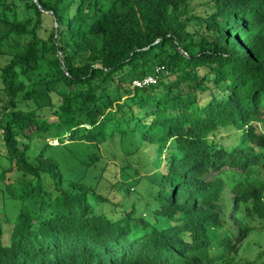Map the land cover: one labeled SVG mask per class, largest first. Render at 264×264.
<instances>
[{
	"label": "trees",
	"instance_id": "1",
	"mask_svg": "<svg viewBox=\"0 0 264 264\" xmlns=\"http://www.w3.org/2000/svg\"><path fill=\"white\" fill-rule=\"evenodd\" d=\"M19 1L36 20L14 12L0 36L28 34L0 65V183L19 207L0 220V264H237L251 221L264 227V0H204L202 15L190 0ZM155 65V84L131 87ZM42 66L47 90L62 87L46 113L20 105ZM112 136L166 148L142 197L152 216L68 178L45 150Z\"/></svg>",
	"mask_w": 264,
	"mask_h": 264
},
{
	"label": "rangeland",
	"instance_id": "2",
	"mask_svg": "<svg viewBox=\"0 0 264 264\" xmlns=\"http://www.w3.org/2000/svg\"><path fill=\"white\" fill-rule=\"evenodd\" d=\"M203 2L204 0H190L188 6L193 7L192 10L195 14L202 15L206 9ZM14 12L19 20L30 17L31 24H34L36 20L32 11L24 10L23 2L0 0V36L10 28V22L14 19ZM49 14V12L44 11L42 16V26L47 28L55 25ZM196 29H198L197 22H190L188 30L193 32ZM40 36L46 41L45 46H48L47 32L43 28L40 29ZM27 39V33L21 36L9 33L6 39L0 38V65L11 53L23 47ZM47 55L48 58L52 57L49 50ZM46 69V66H42L40 73L34 77L35 87L38 90L35 98L20 103L21 106L34 107L37 111L46 113L49 101L55 97L56 89H62L61 85L49 82L50 94L48 93L46 85L39 81L45 75ZM0 96L3 97L1 92ZM49 118L52 119V117ZM64 140L67 142V137H64ZM50 142L58 143L55 139L50 140ZM166 145L167 142L164 147ZM97 147L89 145L88 148H82L77 142H68L48 147L45 150L47 154L57 157L68 178L86 182L104 195L109 203L121 204L125 208L130 206L133 200L140 199L138 200L139 212L152 216L151 212H148L143 206L147 199L142 197H148L152 193L153 187L147 179L149 176L152 177L160 168L166 148L163 147L164 149L159 154H155L151 148L147 147L136 150L128 139L122 142L117 136H112L106 142L97 144ZM95 155L99 157L97 158ZM95 157L96 159H94ZM85 160H88L89 163ZM262 175L264 176V170H262ZM2 187L3 185L0 183V220L3 221L5 215L11 220L19 207L12 204ZM251 224L254 229L240 246L235 259L237 264H243L248 259H257L258 257L264 262V227L257 220L251 221Z\"/></svg>",
	"mask_w": 264,
	"mask_h": 264
},
{
	"label": "built area",
	"instance_id": "3",
	"mask_svg": "<svg viewBox=\"0 0 264 264\" xmlns=\"http://www.w3.org/2000/svg\"><path fill=\"white\" fill-rule=\"evenodd\" d=\"M163 70H164L163 66L155 65L149 73L144 74L140 78L134 79L132 81V86L141 88L144 86L155 84L160 79Z\"/></svg>",
	"mask_w": 264,
	"mask_h": 264
},
{
	"label": "water",
	"instance_id": "4",
	"mask_svg": "<svg viewBox=\"0 0 264 264\" xmlns=\"http://www.w3.org/2000/svg\"><path fill=\"white\" fill-rule=\"evenodd\" d=\"M41 10H44V9H42L41 7H39ZM55 27H56V23H55ZM60 56V55H59Z\"/></svg>",
	"mask_w": 264,
	"mask_h": 264
}]
</instances>
